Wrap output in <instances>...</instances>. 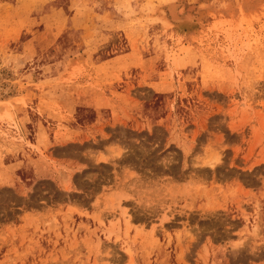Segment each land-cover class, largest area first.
<instances>
[{
  "label": "rangeland",
  "instance_id": "rangeland-1",
  "mask_svg": "<svg viewBox=\"0 0 264 264\" xmlns=\"http://www.w3.org/2000/svg\"><path fill=\"white\" fill-rule=\"evenodd\" d=\"M0 264H264V0H0Z\"/></svg>",
  "mask_w": 264,
  "mask_h": 264
},
{
  "label": "bare ground",
  "instance_id": "bare-ground-1",
  "mask_svg": "<svg viewBox=\"0 0 264 264\" xmlns=\"http://www.w3.org/2000/svg\"><path fill=\"white\" fill-rule=\"evenodd\" d=\"M172 5H174V4H172ZM170 7H171V8H169V9H171V10H172V6H170ZM174 7H175V6H173V9H175ZM172 13H173V12H172Z\"/></svg>",
  "mask_w": 264,
  "mask_h": 264
}]
</instances>
